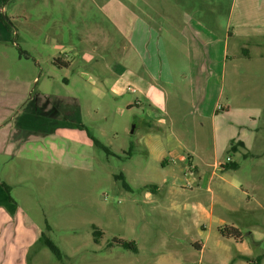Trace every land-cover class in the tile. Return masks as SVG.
I'll return each mask as SVG.
<instances>
[{"label":"rangeland","instance_id":"1","mask_svg":"<svg viewBox=\"0 0 264 264\" xmlns=\"http://www.w3.org/2000/svg\"><path fill=\"white\" fill-rule=\"evenodd\" d=\"M110 1L148 16L147 48L122 36ZM0 4V180L18 207L0 236V264H248L240 255L264 252V154L229 156L219 146L215 155L209 132L219 106L213 117L223 135L247 123L241 113H262L264 133V0ZM191 18L196 70L190 32L183 35ZM71 47L101 55L97 67ZM149 86L162 97L157 106L142 94ZM195 99L209 118L195 113ZM149 136L162 143L156 155ZM168 136L183 147L172 150ZM215 158L229 169L210 179ZM231 227L244 244L221 234Z\"/></svg>","mask_w":264,"mask_h":264},{"label":"crops","instance_id":"2","mask_svg":"<svg viewBox=\"0 0 264 264\" xmlns=\"http://www.w3.org/2000/svg\"><path fill=\"white\" fill-rule=\"evenodd\" d=\"M3 0H0V3H2ZM112 2H108L109 7H111L110 12L112 13V15H114V17L116 19L119 20L121 27H123V30L121 33L122 36L126 39L129 40L133 45H138V44H143V46L145 48H147L150 45V41L148 40V37L151 36L152 33V29L149 28L148 24L149 23V19L148 16L145 14H143L142 12H140L137 9H116V7L112 4ZM132 8V7H131ZM0 11L1 14L3 15L4 13V6H2V4H0ZM127 17V18H125ZM148 21V22H147ZM147 22V23H146ZM3 25V24H2ZM2 27V35H1V39L2 40H8L10 38V31L6 28L5 25H3ZM143 26H145L146 28H144ZM189 29L188 26L184 28L183 31V35L185 34L186 31L190 32V38L192 40L189 41V59H190V68L191 70H196V68L198 67L196 63V58H197V54H198V49L196 47V42H195V31H196V26H195V20L193 18H191L190 21V25H189ZM143 28V30L141 29ZM191 42L193 44V46H191ZM62 46V45H60ZM191 47V48H190ZM56 46L55 45H51L50 46V51H56ZM70 52L73 54L74 57L79 58L80 60L84 59V61L89 62L90 64H92L93 68L95 69L97 67V64L99 63L100 59H101V55H95V53L89 54L86 51H81L75 47H71L69 48ZM96 56H99L100 58H97ZM93 57V58H92ZM86 59V60H85ZM156 59V58H155ZM58 59H54V62H57ZM42 58L38 59V63L40 64V62H42ZM62 61V60H61ZM60 61V62H61ZM63 62V61H62ZM64 65L66 67H71L72 66V62L69 61H65L63 62ZM152 73H150L151 75ZM85 77H87L86 75H83ZM66 82L68 83L69 81L67 79H65ZM194 82H196V80H193ZM192 82V81H191ZM200 84V83H199ZM195 85V83H194ZM194 85L192 84L193 90H192V94L196 93L197 95L201 93V90H197ZM131 88L128 87V90H130ZM146 93H142L143 95L146 96L147 99H149L150 105H156L160 104L162 102V97L156 96L155 91L152 90V87L149 86L148 89H146ZM134 90H132L133 92ZM196 97V95L194 96ZM194 97L192 96V98L194 99ZM22 96L20 97L19 102H21L22 100ZM56 101V99H54ZM205 99L202 100V102ZM18 102V103H19ZM194 104V110L195 113L200 117V118H209L207 115V113H209V111L207 110L205 112V107L203 105H200V107L197 106L196 104V99L195 102L193 101ZM220 107H214L213 109V115L212 118H210V120L213 121V125L211 124L210 126V136H211V144H212V148L214 151V154L216 155V150L219 146H223V147H228L230 145L231 142H241L244 144V148H241V153L243 156L245 153H250L251 155H256L257 157H260L262 154H264V133L260 134L259 128L257 126H259V121L261 119V114L262 113H241V117L243 119V121L246 124H242L243 122H233L229 128L226 129L224 135L223 132L221 131V133L219 132V128H217L216 122L214 121V119L216 117H218V113H219ZM223 110V109H221ZM212 113V110L211 112ZM10 114V113H7ZM6 114V115H7ZM215 118H214V117ZM49 123V122H47ZM248 123H251L252 126H254L255 128L257 127L258 129H254V127L252 128H248ZM47 126V125H46ZM8 128V126H4L2 128L1 131L6 130ZM202 128L205 129L206 125L202 124ZM246 128V129H245ZM18 129H23L25 130L26 128L20 127ZM43 130L46 129V127L42 128ZM136 130V129H135ZM209 130V129H208ZM52 132H56V126H53ZM173 135V134H172ZM166 140L168 141V147H171L172 150L177 147H183V143L181 142V140L176 139L175 137H173L172 139L168 136L166 137ZM148 145L147 148L148 150H151L153 152L154 155H156L157 152H155L156 149H158L159 146H161V141L158 139V137H153V136H149L148 138ZM169 141L171 143V141L175 144H169ZM210 144V146H211ZM200 144H196V148L199 147ZM162 153H158V155H161ZM216 157V156H215ZM180 160L181 161H185L183 156H180ZM233 160V159H232ZM231 160V161H232ZM162 163H167L166 158H163L161 160ZM188 162H192V159L189 157ZM211 166L213 167V172L212 175H210V179L212 178L213 175H215L217 173V171H221L222 170V166L220 164V162L215 161L211 164ZM197 169V168H194ZM151 196V195H149ZM18 212V207L16 205L15 202H11L8 193H6V191L1 187L0 185V236L2 235V233L4 232V230L7 229L9 223L12 221V218H14L17 215ZM6 227V229H4ZM245 242H241V244H244Z\"/></svg>","mask_w":264,"mask_h":264},{"label":"trees","instance_id":"3","mask_svg":"<svg viewBox=\"0 0 264 264\" xmlns=\"http://www.w3.org/2000/svg\"><path fill=\"white\" fill-rule=\"evenodd\" d=\"M7 1H9V0H3V4H5ZM57 62H60V61L57 60ZM79 128H82V127L79 126ZM92 141L99 149H103L104 150L103 145L98 140L92 138ZM241 148H244V144L243 143H241V142H238V143L231 142L227 152H228V154L230 156L231 154H235L237 152H240L239 150ZM246 155L247 154L245 153L244 156H246ZM230 164H232V163L230 162ZM231 167L237 168V165L233 164V165H231ZM222 168L223 169H229V164L228 165H222ZM117 178L123 179V176L120 175ZM0 185L6 191V193H8L10 201L14 202L13 198L10 195V187L5 182H2L1 180H0ZM123 185L125 186V184H123ZM126 188H128L127 185H126ZM220 232H221V234L224 237L235 238L238 241H242L243 240L242 233L238 229H236L234 227L226 228V229H220ZM94 233H95L96 237H101V235H102V233L100 231H95ZM41 238H42V240H41L42 243L56 256V258L58 260L62 261L63 260V256H62L59 248L53 242H51L50 240L45 239L44 237H41ZM128 247L132 248L133 250H136V247H135V245L133 243H130L128 245ZM239 258L241 260L246 261L248 264H263V262H264V252L262 254L258 255L256 258H252L251 256H248V255H240Z\"/></svg>","mask_w":264,"mask_h":264},{"label":"built area","instance_id":"4","mask_svg":"<svg viewBox=\"0 0 264 264\" xmlns=\"http://www.w3.org/2000/svg\"><path fill=\"white\" fill-rule=\"evenodd\" d=\"M227 161H228V162H231V158H230V157H228V158H227Z\"/></svg>","mask_w":264,"mask_h":264},{"label":"water","instance_id":"5","mask_svg":"<svg viewBox=\"0 0 264 264\" xmlns=\"http://www.w3.org/2000/svg\"><path fill=\"white\" fill-rule=\"evenodd\" d=\"M134 132H135V127H133V129H132L131 133H134Z\"/></svg>","mask_w":264,"mask_h":264}]
</instances>
